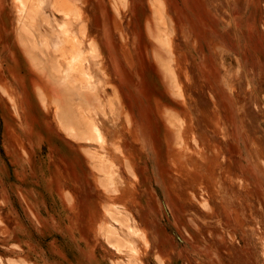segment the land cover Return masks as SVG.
<instances>
[{"label": "rangeland", "instance_id": "rangeland-1", "mask_svg": "<svg viewBox=\"0 0 264 264\" xmlns=\"http://www.w3.org/2000/svg\"><path fill=\"white\" fill-rule=\"evenodd\" d=\"M0 264H264V0H0Z\"/></svg>", "mask_w": 264, "mask_h": 264}, {"label": "bare ground", "instance_id": "bare-ground-1", "mask_svg": "<svg viewBox=\"0 0 264 264\" xmlns=\"http://www.w3.org/2000/svg\"><path fill=\"white\" fill-rule=\"evenodd\" d=\"M25 7H26V5H25ZM75 51H76V49H75ZM78 64V63H77ZM76 68V67H75ZM81 71H82V69H81ZM80 71V72H81ZM80 74V73H79ZM86 78V77H85ZM82 79V78H81ZM82 115V114H81ZM85 117V116H84ZM87 118V117H86ZM85 119V118H84ZM83 119V120H84ZM88 122H90V121H88ZM87 122V125H90L89 123ZM91 123V122H90ZM91 127L93 126V125H90ZM98 126V125H97ZM94 127V126H93ZM99 127V126H98ZM71 129H72V127H71ZM75 129V128H74ZM90 130V129H89ZM93 130V129H92ZM71 131V130H70ZM91 131V130H90ZM90 135V134H89ZM92 135V134H91ZM94 135H96V134H94ZM93 136V135H92ZM95 138H96V136H94ZM88 138H89V136H88ZM89 139H91V137L89 138ZM87 140V139H86Z\"/></svg>", "mask_w": 264, "mask_h": 264}]
</instances>
